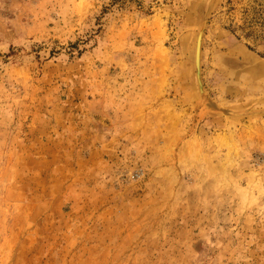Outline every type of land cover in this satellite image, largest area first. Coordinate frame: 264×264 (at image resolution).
Wrapping results in <instances>:
<instances>
[{"label": "rangeland", "instance_id": "obj_1", "mask_svg": "<svg viewBox=\"0 0 264 264\" xmlns=\"http://www.w3.org/2000/svg\"><path fill=\"white\" fill-rule=\"evenodd\" d=\"M0 264H264V0H0Z\"/></svg>", "mask_w": 264, "mask_h": 264}, {"label": "bare ground", "instance_id": "obj_2", "mask_svg": "<svg viewBox=\"0 0 264 264\" xmlns=\"http://www.w3.org/2000/svg\"><path fill=\"white\" fill-rule=\"evenodd\" d=\"M200 33H202V32H200ZM201 40H202V34H201L200 40H199V36H198V43H197L198 47H197V51H196V54H195V65H196L195 67L197 68V75H198L199 79H201V76H200V55H201L200 46H201ZM198 66H199V71H198ZM201 85L202 84L200 83V90L203 91V87Z\"/></svg>", "mask_w": 264, "mask_h": 264}, {"label": "water", "instance_id": "obj_3", "mask_svg": "<svg viewBox=\"0 0 264 264\" xmlns=\"http://www.w3.org/2000/svg\"><path fill=\"white\" fill-rule=\"evenodd\" d=\"M200 37H201V33H199V40H200ZM198 71H199V66H198Z\"/></svg>", "mask_w": 264, "mask_h": 264}, {"label": "trees", "instance_id": "obj_4", "mask_svg": "<svg viewBox=\"0 0 264 264\" xmlns=\"http://www.w3.org/2000/svg\"><path fill=\"white\" fill-rule=\"evenodd\" d=\"M76 47V46H75Z\"/></svg>", "mask_w": 264, "mask_h": 264}]
</instances>
